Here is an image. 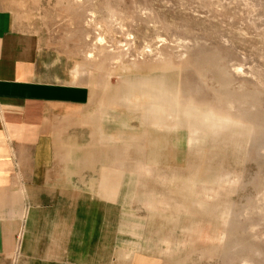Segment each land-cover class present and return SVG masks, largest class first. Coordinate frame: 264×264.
Listing matches in <instances>:
<instances>
[{"label": "rangeland", "instance_id": "1", "mask_svg": "<svg viewBox=\"0 0 264 264\" xmlns=\"http://www.w3.org/2000/svg\"><path fill=\"white\" fill-rule=\"evenodd\" d=\"M0 10L52 52L38 58L50 82L89 98L65 134L79 149L66 146L68 221L32 247L64 242L79 260L89 243L93 261L114 264H264V0H0Z\"/></svg>", "mask_w": 264, "mask_h": 264}, {"label": "crops", "instance_id": "2", "mask_svg": "<svg viewBox=\"0 0 264 264\" xmlns=\"http://www.w3.org/2000/svg\"><path fill=\"white\" fill-rule=\"evenodd\" d=\"M40 53L52 52L0 10V264H114L93 261L98 246L92 250L89 243L84 245L90 257L74 260L64 257V242L43 240L32 247L28 241L68 221L66 189L73 183L74 157L66 146L72 154L79 149L65 134L82 123L89 99L79 86L50 82L40 72ZM62 152L67 165L55 177L53 163ZM46 248L53 253L35 251Z\"/></svg>", "mask_w": 264, "mask_h": 264}]
</instances>
